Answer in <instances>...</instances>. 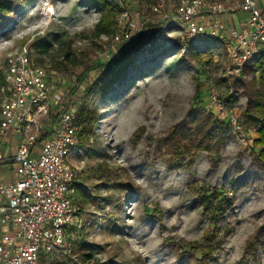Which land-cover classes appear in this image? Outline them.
I'll return each instance as SVG.
<instances>
[{"label": "rangeland", "instance_id": "obj_1", "mask_svg": "<svg viewBox=\"0 0 264 264\" xmlns=\"http://www.w3.org/2000/svg\"><path fill=\"white\" fill-rule=\"evenodd\" d=\"M209 1L233 11L241 2ZM178 2L123 0L142 25L128 42L138 41L139 49L132 78L90 106L97 121L70 157L80 220L74 249L40 264H264V162L251 144L254 131L243 124L246 99L222 109L211 99L214 92L222 101L220 81L235 78L228 40L189 37L170 18ZM0 5V82L7 51L26 45L52 91L77 111L100 66L120 54L122 44L113 41L118 28L98 32L99 11L81 0ZM149 25L161 27L152 42L145 38ZM53 108L42 120L49 129ZM213 192L232 205L219 211L204 199Z\"/></svg>", "mask_w": 264, "mask_h": 264}, {"label": "built area", "instance_id": "obj_2", "mask_svg": "<svg viewBox=\"0 0 264 264\" xmlns=\"http://www.w3.org/2000/svg\"><path fill=\"white\" fill-rule=\"evenodd\" d=\"M114 1L121 10L113 41L130 42L142 27L140 15L123 6V0ZM236 8L247 15L241 29L223 25L220 16L234 8H225L222 2L179 0L170 18L193 39L226 32L228 72L239 77L264 49V10L258 0H241ZM154 11L162 13L161 5L156 4ZM205 16L210 17L209 26L201 20ZM211 99L220 109L225 106L214 92ZM52 104L54 121L45 131L42 120ZM76 117L75 108L52 91L48 73L32 62L27 46L11 47L0 82V167L10 160L13 170L0 180V264H40L50 255L73 252L80 226L75 202L78 176L70 163L80 142ZM231 121L246 144L237 119ZM11 136L17 138L13 151Z\"/></svg>", "mask_w": 264, "mask_h": 264}, {"label": "trees", "instance_id": "obj_3", "mask_svg": "<svg viewBox=\"0 0 264 264\" xmlns=\"http://www.w3.org/2000/svg\"><path fill=\"white\" fill-rule=\"evenodd\" d=\"M84 6H89L99 11L100 18L95 28L100 33H107L108 30L117 27L116 19L121 10L119 4L107 0H81ZM3 6L0 5V12ZM149 31L145 38L152 42L155 35L160 31V26H148ZM138 41L132 44L123 43L118 58L100 66V73L87 86L84 94V102L77 110L76 120L81 126L80 136L87 131H91L97 121V113L91 110L90 106L97 98L104 97L115 87L131 79L130 66L134 63L135 56L139 52ZM47 44L44 46L47 48ZM127 48H133L132 53L125 52ZM250 76V78H246ZM220 84L226 88L222 101L226 105H231L239 100L240 97L246 99L245 107L242 112L243 124L249 130H253L256 137L252 140V147L258 150V159L264 162V49L259 57L253 62L244 66L241 75L235 77L232 82L222 79ZM189 127V126H188ZM119 186L123 187L121 183ZM206 202H212L218 207L219 211L232 205L230 199H221L219 193L204 197Z\"/></svg>", "mask_w": 264, "mask_h": 264}, {"label": "crops", "instance_id": "obj_4", "mask_svg": "<svg viewBox=\"0 0 264 264\" xmlns=\"http://www.w3.org/2000/svg\"><path fill=\"white\" fill-rule=\"evenodd\" d=\"M260 7L262 8L261 5H260ZM262 9L264 10V8H262ZM246 17H247L246 13L242 12L240 9H237V8L235 11H231L229 13H226V14H223L222 16H220L222 21L225 20V25L227 26V28H236V29H241L244 27ZM201 20H203L204 23L207 25V23L210 22V17L205 16ZM221 36L222 37L227 36L226 32H223ZM44 128H45V131L49 130V128H47L46 126ZM255 137H256V134H255L254 138ZM16 139L17 138L15 136L10 137V143H11L10 147H12L11 148L12 151L14 150L13 146L15 145ZM9 168H11L10 165H2L0 167V180L7 179L11 176L10 172L8 171Z\"/></svg>", "mask_w": 264, "mask_h": 264}]
</instances>
